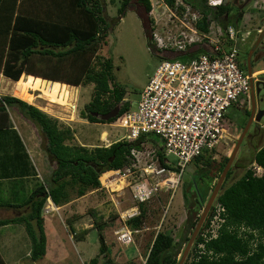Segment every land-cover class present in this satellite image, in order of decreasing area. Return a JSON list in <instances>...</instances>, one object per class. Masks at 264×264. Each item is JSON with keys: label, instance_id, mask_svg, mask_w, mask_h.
Here are the masks:
<instances>
[{"label": "trees", "instance_id": "1", "mask_svg": "<svg viewBox=\"0 0 264 264\" xmlns=\"http://www.w3.org/2000/svg\"><path fill=\"white\" fill-rule=\"evenodd\" d=\"M164 1L173 6L174 0ZM182 1L201 13L195 24L199 32L206 31L208 22L206 18L207 16L209 18V15L216 18L220 24L226 25L236 23L242 14L240 7L226 2L210 8L204 0ZM130 2L140 5L145 11L151 7L150 0H120L117 8L120 16ZM102 7V0H0V73L13 80H18L21 73H27L23 75L19 84L30 89H39L50 97H58L59 94L60 101H65L67 96L66 91H61V97L59 91L61 86L65 85L64 82L75 85L91 82L89 99L78 110L80 117L90 122L120 119L123 113L131 108L129 100L124 96V89L113 79L110 57H102L96 53L99 42H105L109 28ZM147 38L149 40L150 36L147 35ZM199 51L201 49L197 48L189 55ZM177 57L183 59L187 55L179 53ZM238 64L245 69L239 62ZM32 97L31 92L25 96V100L12 94H1L0 128L8 125L9 112L13 109L28 118L41 133L43 150L53 162V166L50 169L48 183L35 185L20 204L26 206V211L0 217V225L6 223L23 225L29 240L27 256L34 261L45 251L46 238L41 209L46 197L48 196L54 204H61L71 197L101 186L99 178L106 183L107 173L102 172L129 166L133 161L130 149H139L148 133H141L132 140L114 139L107 145L87 146L72 142L73 129L29 103ZM117 102L120 105L112 117L101 119L92 114L93 111L106 112ZM158 149L155 152L161 161L160 145ZM201 155L200 153L192 160H199ZM226 158L227 156L223 161L204 158L203 163L194 168L189 181L183 184L181 192L186 214L179 233L180 241L173 239L168 229H156L147 246L142 264H176L182 244L187 240L199 209L212 188V178L218 176ZM248 160H254L264 167V140L253 149ZM230 171L231 166L227 169L220 189L215 195V200L224 206L226 222L243 221L255 227H263L264 174L256 176L249 168H245L236 178L225 184L224 179ZM144 202L139 203L138 213L126 220L129 228L141 227L145 216ZM66 223L73 238L80 240L86 228L76 232L71 218L66 220ZM104 223L106 222L96 223L99 229L97 252L88 258L86 264H116L109 254V246L100 230ZM197 240L196 235L186 255V264H264L263 244H259L251 253L244 254L245 241L224 226L220 228L216 237L204 244L206 249H211L215 253L214 255L209 257L201 253L198 257L194 256L193 245ZM235 252L244 256L237 258ZM0 264H6L1 255Z\"/></svg>", "mask_w": 264, "mask_h": 264}, {"label": "rangeland", "instance_id": "2", "mask_svg": "<svg viewBox=\"0 0 264 264\" xmlns=\"http://www.w3.org/2000/svg\"><path fill=\"white\" fill-rule=\"evenodd\" d=\"M222 1L241 8L242 14L234 24L240 29V33L246 30L249 31L248 39L252 40L256 38L257 33L261 32L264 25V0ZM102 3L103 14L109 22V28L107 29L105 42H99L96 53L102 57H110L113 79L124 89L125 98L129 100L130 107L134 108L139 90L146 83L148 76L153 72L161 57L167 55L178 56L179 53H183L177 50L167 51L157 49L155 45L156 40L152 36V32H156L158 36L165 39V36L168 34L167 32L178 28L180 24L177 21H170L166 17L167 13L162 10L161 6H157L156 0H150V4L152 5L151 11H145L140 5L130 2L125 6L121 16L117 12L120 0H102ZM191 9L197 11L195 8L191 7ZM208 20L209 22H216V18L212 17V15H209ZM211 23L214 24V22ZM147 35L150 36L149 40ZM260 36L264 44V31H262ZM195 48L194 45L190 47V50H194ZM255 61L252 69L264 67V55L262 58H256ZM14 81H9L6 84L3 82L4 86L0 85V87H3L0 88V92L14 95L12 90L20 91L23 89L19 85L14 84ZM64 83L65 85L61 86L59 91L61 97V91L67 92L65 101L58 99L60 97L59 94L58 97H50L41 93L39 89H28L33 95L29 103L37 106L50 116L55 117L61 124L69 125L73 129V134L75 133L72 142H80L87 146L94 144L104 145L125 133L123 126L115 124L117 123V119L110 122H90L80 117L78 110L89 99L91 82L83 85ZM15 96L22 99L19 95L15 94ZM257 96L260 97L258 109L264 110V87L259 89ZM70 103L74 104V110L70 107ZM243 103L244 99L241 96L237 103L229 105L225 111L228 136L220 138L213 146L204 149L199 160H192L186 164L174 190L169 193L159 190L157 195L151 196L144 202L145 216L141 227L132 231V242L124 244L117 239V234L122 229V224L118 220V212L121 208L130 204V188L126 183V179L130 181L135 179L139 175V170H135L131 175L125 176L124 179L121 178V181H111L109 183L107 179V183L112 188L109 186L105 187L99 178L101 186L87 190L84 195L85 197L80 202L75 203L72 209H70L71 211L66 209L64 212L61 210L60 215L58 213L55 214L54 221L49 225H45L44 228V232L48 237V252L45 257L38 260L31 261L23 255L24 250L22 245L25 243L24 245L26 246V239L28 238L25 235L26 233H24V228L22 229L21 223H16L15 225L9 224L8 227H3L4 224L0 225V235H3L2 238L14 235L20 241L14 250H19L18 256L13 257L16 258V261L7 262V264H86L88 258L97 252V231L99 229L96 223H103L104 221L106 223L103 224L100 230L105 242L109 246V254H111L116 264H142L152 234L158 228L168 229L173 239L180 241L179 233L181 232L186 214L181 195L183 184L189 181L194 168L200 166L205 160L204 158L223 161L224 157L229 155L236 138L247 122L246 115L240 111ZM116 105L119 106L120 103L117 102ZM9 114H12L14 123L17 125L16 128L10 120L9 115L8 122L13 126L11 127L12 130L15 132L19 130L21 136L24 138L25 132L23 128H25L31 133L33 140L37 143L36 145L42 150L43 137L37 130V126L28 118L18 114L14 109ZM263 140L264 111L258 119H251L245 128L230 162L229 167L231 166V171L226 179H224L225 184L236 178L243 169L248 167L250 162L248 157L251 155L253 149L258 147ZM158 148L159 141L157 135L154 133L145 135L141 142V147L137 152L136 165L139 166L144 161L153 159L155 157V150ZM44 154H46L45 151ZM167 156L174 158L172 154L167 153ZM216 178H212L211 186H213ZM113 182L116 185L112 184ZM18 198L20 197L17 196L15 198L14 203L22 201ZM19 207L17 206L14 209L19 210ZM0 211H2L0 212V217L10 214V210L8 209L3 210L1 208ZM15 213L16 211L13 210L11 215ZM42 214H44L43 211ZM69 218H71L72 226L76 232L82 228H86L80 240H75L69 231L66 223V220ZM14 226H16V231L12 233L11 231L15 228ZM184 244H182V248ZM9 258L7 257V259ZM185 258L186 256L183 258L181 264H186Z\"/></svg>", "mask_w": 264, "mask_h": 264}, {"label": "built area", "instance_id": "3", "mask_svg": "<svg viewBox=\"0 0 264 264\" xmlns=\"http://www.w3.org/2000/svg\"><path fill=\"white\" fill-rule=\"evenodd\" d=\"M156 1L170 21L180 24L167 32L165 39L153 31L156 48L177 50L187 57H161L139 90L135 107L127 109L120 119L116 118L115 124L123 126L125 133L115 139L132 140L141 133H154L162 152L161 161L155 152L153 159L138 166L136 156L140 148H131L129 153L133 161L129 166L102 172L107 173L110 183L139 170L135 179H126L130 188V204L118 212L122 229L117 239L124 244L132 242V231L138 229L129 228L125 222L138 213L139 203L157 195L159 190L167 193L174 190L185 165L220 138L228 136L225 111L229 105L237 103L239 97L246 95L249 77L264 80V67L247 74L235 57L237 42L248 30L240 33L235 24L222 25L217 20L210 21L214 22L210 24L207 16L206 31L199 32L195 24L201 13L197 9L192 10L182 0H174L172 7L164 0ZM204 2L215 8L223 1ZM151 8L152 5L148 11ZM194 45L201 51L189 55L193 51L190 47ZM100 138L103 139L102 136ZM167 153L174 158H169ZM247 168L253 175L264 174V167L254 160H250ZM109 183L103 185L111 187ZM50 207L45 205L41 211L45 213ZM202 222L196 233L198 240L193 245L192 252L196 257L201 253L209 257L215 254L204 244L216 237L223 226L245 241L244 254L251 253L259 244L264 245V226L255 227L243 221L226 222L224 206L215 197ZM244 254L235 252V257H243Z\"/></svg>", "mask_w": 264, "mask_h": 264}, {"label": "crops", "instance_id": "4", "mask_svg": "<svg viewBox=\"0 0 264 264\" xmlns=\"http://www.w3.org/2000/svg\"><path fill=\"white\" fill-rule=\"evenodd\" d=\"M24 74L27 73H21L19 79L14 81V84L19 85L23 89H21L20 91L12 90L14 95H19L23 100H25V96L30 92L28 91V89L30 88L25 87L26 85H21L18 83L20 80H22ZM9 81H13V79L0 73V85L4 86L2 83L4 82L6 84ZM2 86L0 88H3ZM41 93L43 92L41 91ZM1 94L4 93L0 92V95ZM9 115L13 125L17 128V125H15L14 123V117L12 116V114ZM81 120L85 121L84 119ZM11 127L13 126L8 122V125L6 127L0 128V209L2 208L3 210H10V214L5 216H11L13 210L16 211L15 214H20L26 211V206L20 204L28 196L35 185H37L38 183H48V177L50 176V166H53V162L49 160L46 154H44L43 149L41 150L36 145L37 143L35 142V140H33L32 135L29 131L23 128L25 132L23 138L19 130L15 132ZM85 194L86 193H83L76 197H71L61 204H54L49 199V197H46L42 207L45 205H50L52 207H50V209L44 214H42L41 211V214L43 216V228H45V225H49L50 223H52L54 221L55 214L58 213V215H60L59 213L61 210L64 212L66 209H72V206L75 205V203L80 202L81 199L85 197ZM17 196H19L20 198L18 199H21L22 201L19 203H14V200L15 198H17ZM7 203H10L12 205L8 206ZM17 206H20L19 210L14 209ZM9 224L15 225L16 223H6L3 225V227H8ZM14 227L15 228L11 231L12 233H15L16 231V226ZM23 228L24 227L22 225V229ZM2 237L3 235H0V255L2 259L6 264L7 262H15L16 258L13 257L18 256L19 250H14L17 248L20 241H18L14 235H9L8 237L6 236V238ZM45 238V251L40 258L45 257L48 252V237L46 233ZM24 244L22 245L24 250L23 255L28 257L27 255L29 250V240L26 239V246ZM7 257L10 258L7 259Z\"/></svg>", "mask_w": 264, "mask_h": 264}, {"label": "flooded vegetation", "instance_id": "5", "mask_svg": "<svg viewBox=\"0 0 264 264\" xmlns=\"http://www.w3.org/2000/svg\"><path fill=\"white\" fill-rule=\"evenodd\" d=\"M264 31V25L261 32L257 33L256 38L250 40L249 37V31H247L243 38L237 42V48L235 52L236 60L240 63L241 66L247 69V65L250 67V74H252L253 71H257L258 69H252V66L255 64L256 58H262L264 55V44L262 43L261 33ZM264 81L260 78L256 79H248V87H247V93L243 97L244 103L243 107L240 110L241 113L245 114L246 117L250 115V110H252V115H254L255 110L258 108V103L260 100V97L257 96L259 89L262 87L261 82ZM259 88L258 91H256V88Z\"/></svg>", "mask_w": 264, "mask_h": 264}, {"label": "water", "instance_id": "6", "mask_svg": "<svg viewBox=\"0 0 264 264\" xmlns=\"http://www.w3.org/2000/svg\"><path fill=\"white\" fill-rule=\"evenodd\" d=\"M246 72H247V74H250V67L248 65H247ZM249 79H251V77H249ZM261 86L264 87V81L261 82ZM258 89L259 88L257 87L256 91H258ZM70 107H72V110H74V104L73 103H70ZM117 109H118V105L115 104L112 108H110L106 112H95V111H93L92 114L98 118L107 119L109 117L114 116L117 112ZM263 111H264L263 109L257 108L255 110L254 115H252V110H250V115L247 118V122H246V124H244L241 132L239 133V136L236 138V141H235L233 148L231 149L229 155L227 156L221 171L219 172V174H218V176H217V178H216V180H215V182H214L203 206L201 207V210L198 214V217H197V219H196V221H195V223L191 229V232H190V234H189V236H188V238H187V240H186V242H185V244H184V246L180 252V255L178 257L176 264H181L183 261V258L186 256V253H187V251H188V249H189V247H190V245H191V243H192V241H193V239L197 233V230L200 227V225H201V223H202V221H203V219H204V217L208 211L210 203L213 200V198L215 197V195L217 194L218 188H219V186H220V184H221V182L225 176L227 169L229 168L230 162L234 156V153L236 151L238 143H239L240 139L242 138V135H243L245 128L247 127V125L251 119H258L260 114Z\"/></svg>", "mask_w": 264, "mask_h": 264}, {"label": "bare ground", "instance_id": "7", "mask_svg": "<svg viewBox=\"0 0 264 264\" xmlns=\"http://www.w3.org/2000/svg\"><path fill=\"white\" fill-rule=\"evenodd\" d=\"M120 179H121V178H119V180H120ZM119 180H118V181H119ZM111 181H115V180H111ZM120 181H121V180H120ZM106 183H107V182H106ZM112 184H115V185H116V183H114V182H113ZM115 185H114V186H115Z\"/></svg>", "mask_w": 264, "mask_h": 264}]
</instances>
